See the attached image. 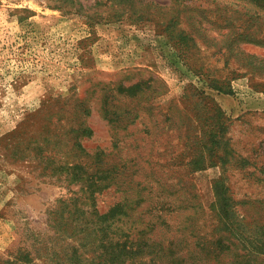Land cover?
<instances>
[{
  "label": "rangeland",
  "instance_id": "rangeland-1",
  "mask_svg": "<svg viewBox=\"0 0 264 264\" xmlns=\"http://www.w3.org/2000/svg\"><path fill=\"white\" fill-rule=\"evenodd\" d=\"M136 2L145 16L114 17L120 6L106 0H76L93 6L90 16L45 0H0V264H73L77 256L107 264L101 242L81 245L88 219L62 205L79 196L94 209L73 171H93L98 160L53 146L65 137L56 111L75 100L90 110L82 145L118 168L114 184L95 194L98 213L126 194H142L146 208L152 186L155 199L175 203L162 216L180 227L194 220L206 240L225 202L222 221L264 234V10L249 0ZM45 144L55 153L43 159L37 146ZM161 222L153 237L167 245ZM229 242L235 251L238 240ZM167 259L125 264L227 263Z\"/></svg>",
  "mask_w": 264,
  "mask_h": 264
},
{
  "label": "trees",
  "instance_id": "trees-1",
  "mask_svg": "<svg viewBox=\"0 0 264 264\" xmlns=\"http://www.w3.org/2000/svg\"><path fill=\"white\" fill-rule=\"evenodd\" d=\"M45 1H48L49 7L67 10V12L76 11L78 13L84 10L86 16L91 15L86 9H92L93 7L82 4L79 7H74L73 4L76 0ZM109 1H111V5L120 6L115 11L114 17L119 18L126 14L140 17L145 16L142 13L143 11H141L142 9H138L136 6V1L142 2L144 0H106V4ZM249 2H254L259 9L264 10V0H249ZM152 4L153 2H147V5ZM98 15L101 16V14ZM185 38L187 36L182 33L178 36L176 42L179 44ZM177 46L179 47V45ZM181 49L183 50L184 48ZM209 86L218 92L224 90L215 80H211ZM196 94H199L200 97H203V100H207L213 106L215 105L216 108L218 107L214 99L206 95L204 91L198 90ZM75 101L74 104L70 105L63 102L56 111V114L62 120L60 134L65 137L63 140L59 139L57 144L53 146H57L60 143L65 148L66 145L70 144L71 148L68 153H65L66 157H68L67 155L71 156L80 153L86 158H96L98 160L94 165L93 171H89V167L74 168L77 171H73V180L80 182L78 193L86 194L87 201L90 200L93 204V212L89 214L88 210L82 207L86 203L79 196L71 199V201L74 200L73 204L62 203V205L64 204V208H69L72 205L74 213L83 219H88L80 231V235H84L82 246L87 244L85 242H88V244L101 242L100 245L107 248V264H125L129 261L133 263L138 259L146 257H149L151 261L166 257L168 258L167 260L172 258L174 261L190 260L192 263H196L205 261L203 258H212L211 260L221 263L219 260L224 258L227 259V263L223 262L221 264H264V234L257 235L256 238L251 237V235H248V231L244 230L242 222L238 220L236 222L222 221L224 218L227 219L229 217L228 210L230 209L226 202L224 206L227 208L223 209L224 212L221 208L224 218L220 214L217 234L213 236L211 241L206 240L204 236L201 237L200 233L195 231L196 223H194V220L188 222L190 224L189 227H180V225L171 224L167 217L162 216L164 213L172 215L175 211V203L172 200L155 199L153 195L155 191L152 186L148 188V196L152 200L149 199L150 206L142 208L141 204L145 200L142 194H137L135 198L126 194V198L112 206L108 211L102 214L98 213L94 203L95 194L114 184L118 168L111 165L108 167L106 163H102L99 160L102 153L96 152L93 156L82 145V140L89 138L92 134L91 129L86 124V118L90 115V110L84 102L80 100ZM209 133L212 134L213 131ZM62 141H64V144H62ZM53 148L49 144H45L43 147L37 146V156L40 155V158L46 159L47 154L55 153ZM46 161L51 163L52 159H47ZM62 163L69 162L64 161ZM69 170H72V168H69ZM224 187L220 186L219 182L217 183L215 186L217 197L219 196V191H222ZM127 191L128 188L125 192ZM155 212L157 213L155 214ZM159 221L167 228V238H170L167 245L162 244L160 240L153 237V231ZM190 238H193V240L190 241ZM232 238L237 239L241 246H234L235 251L231 249L232 242L226 243V240ZM185 248L186 250H184ZM73 264H81L80 256H77Z\"/></svg>",
  "mask_w": 264,
  "mask_h": 264
}]
</instances>
